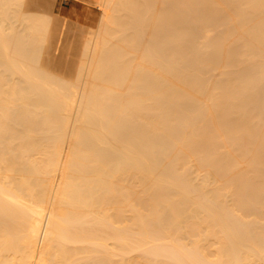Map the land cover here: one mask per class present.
Listing matches in <instances>:
<instances>
[{"label":"bare ground","instance_id":"1","mask_svg":"<svg viewBox=\"0 0 264 264\" xmlns=\"http://www.w3.org/2000/svg\"><path fill=\"white\" fill-rule=\"evenodd\" d=\"M73 1L71 78L0 0V264H264V0Z\"/></svg>","mask_w":264,"mask_h":264},{"label":"rangeland","instance_id":"2","mask_svg":"<svg viewBox=\"0 0 264 264\" xmlns=\"http://www.w3.org/2000/svg\"><path fill=\"white\" fill-rule=\"evenodd\" d=\"M56 5V6H55ZM52 13H53V15H54V19H56V20H54V22L56 23V24H58V22H59V24H63V27L65 26V27H67V29L69 30H67V32H65L66 31V28H64L65 30H64V33H66V34H64V36L66 35L67 36V34H68V32H69V34H68V37L70 38V36L72 35V37H71V39H69L68 37H64V38H68V40H70V43H69V41H67V43L66 44H64V45H66L67 46V44L68 45H70L71 44V46H72V41H74V38H75V36H74V34L75 35H77V32L79 33L78 35L79 36H81V38L80 37H78V36H76V38H75V41H77V40H79L78 42H74V48H73V46H72V48L71 47H69V48H71V49H69L68 47H64V45H63V47L64 48H68V50L66 51L68 54H67V56L66 55H64V54H66V52H63L61 49L63 48H60V52H59V54H61L62 52V54L64 55V58L62 57L63 55L61 54V57H57L58 58V60H59V58L61 59V61H62V59H65L66 57H68L67 59H65L62 63H67L68 62V65H67V67H65V65L66 64H63V67H62V65H59V67H62L61 69H60V74H62L63 75V73H65V75H68L69 76V74H70V76H71V78H73L74 76H72L73 74H74V72H73V70H75L74 69V67L72 66L73 64L75 65L76 64V60L77 61H79L80 59L78 58L79 56L81 57V52H80V49H82L81 48V43L80 42H82V40H80V39H83L82 37H85L83 40H85L89 35H90V33H92L93 31H95V30H97V28H98V24H99V19H100V17H101V9H99V8H96L95 6H92V5H87V4H83V3H81V2H76V1H73V0H56V2H54V5H53V8H52ZM56 12H57V14H56ZM56 14V15H55ZM57 17V18H56ZM63 20V21H62ZM66 21V22H65ZM65 22V23H64ZM67 22H69L68 23V25H67ZM69 24H70V26H69ZM72 24V25H71ZM72 26H73V28H72ZM81 26V27H80ZM102 26V25H101ZM69 27H71L72 29H74V31L76 32H74L72 29L70 30V28ZM82 28V29H81ZM76 29H77V31H76ZM78 29H80V30H78ZM87 29V30H86ZM87 33L86 35H87V37H86V35H85V32ZM71 31H73L74 32V34L71 32ZM82 31V32H81ZM82 33V34H81ZM84 33V34H83ZM83 35H85V36H83ZM64 38H63V41H64ZM65 39V40H66ZM73 39V40H72ZM66 42V41H65ZM76 43V44H75ZM79 43V44H78ZM78 44V45H77ZM80 45V46H79ZM76 46V47H75ZM80 47V49H79V47ZM78 47V48H77ZM63 48V49H64ZM65 49V50H66ZM72 49L74 50V49H77V50H75L74 52H72ZM64 50V51H65ZM71 50V51H70ZM62 51V52H61ZM72 52V53H71ZM77 52H79L78 54H77ZM73 54V55H71V54ZM74 53H75V55H74ZM76 55H78L77 56V58H76ZM57 56V55H56ZM60 56V55H59ZM66 56V57H65ZM70 56V57H69ZM75 57V58H72V57ZM57 58H55V59H57ZM73 59V61H72V59ZM71 60V63H72V65H71V63H69L70 61L69 60ZM76 59V60H75ZM54 61V60H53ZM57 60H55L54 62H56ZM60 61V60H59ZM59 61H57V63L59 62ZM61 61L59 62V63H61ZM67 61V62H66ZM74 61H75V63H74ZM52 63V64H50V65H52V67L49 65H47L49 68H55L54 66H58L57 64H55V63ZM61 63V64H62ZM55 64V65H54ZM79 64V62L77 63V65ZM70 65H71V67H70ZM76 66V65H75ZM77 67V66H76ZM63 68H66V70L65 69H63ZM67 68H70L69 69V71H68V69ZM73 70H72V69ZM55 69H57V70H59V68L57 67V68H55ZM54 70V69H53ZM52 70V71H53ZM64 70L65 71H68V72H64ZM71 70V71H70ZM55 71V70H54ZM63 71V73H61ZM71 72V73H70ZM54 73H56V72H54ZM68 73V74H67ZM57 74H59L58 72H57ZM65 75H63V76H65ZM67 76V77H68ZM68 78H70V77H68Z\"/></svg>","mask_w":264,"mask_h":264}]
</instances>
